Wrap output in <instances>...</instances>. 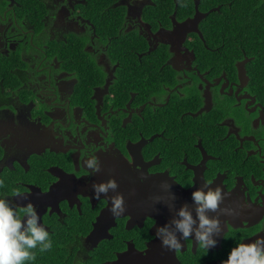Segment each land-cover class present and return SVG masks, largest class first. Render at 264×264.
Segmentation results:
<instances>
[{
  "label": "flooded vegetation",
  "instance_id": "obj_1",
  "mask_svg": "<svg viewBox=\"0 0 264 264\" xmlns=\"http://www.w3.org/2000/svg\"><path fill=\"white\" fill-rule=\"evenodd\" d=\"M40 1L28 11L0 0V179L10 198L22 185L52 233L75 224L77 256L119 241L103 264L131 246L146 255L148 245L169 255L163 264L196 255L221 264L237 240L264 235V0H191L178 12L172 0L165 26L154 0H115L93 15L87 0ZM117 9L115 31L100 14ZM183 22V39L159 38ZM115 40L126 47L115 51ZM89 152L101 162L95 176L83 167ZM109 178L126 212L106 217L91 249L85 238L109 209L91 186ZM209 180L230 193L221 208L238 214H220L216 248L204 253L188 239L171 256L155 226L192 207V190Z\"/></svg>",
  "mask_w": 264,
  "mask_h": 264
},
{
  "label": "clouds",
  "instance_id": "obj_2",
  "mask_svg": "<svg viewBox=\"0 0 264 264\" xmlns=\"http://www.w3.org/2000/svg\"><path fill=\"white\" fill-rule=\"evenodd\" d=\"M83 167L89 176L99 174V156L94 152L86 153ZM21 187L22 185H16L11 193L14 198H10L4 180L0 179V190H3L0 191V264H32L37 259V252L43 255L53 249V233L43 222L36 206L27 199V193L21 191ZM91 187L95 199L107 200L108 211L113 218L125 214V197L118 192L119 184L116 178L94 182ZM161 187L168 188L170 184L165 180ZM109 193L114 195L110 196ZM229 195L222 183L213 186L210 180L200 187H195L190 195L192 207L182 204L175 210L170 221L155 226V239L160 242V247L176 253L183 248L182 241L192 239L204 253L216 248L219 240L223 239L222 233L225 230L220 214H238L232 209L221 208ZM19 200L26 202L21 204ZM227 223L229 221H224L225 225ZM77 264L82 262L78 261ZM221 264H264V235H257L255 239L247 242L244 239L237 240Z\"/></svg>",
  "mask_w": 264,
  "mask_h": 264
},
{
  "label": "trees",
  "instance_id": "obj_3",
  "mask_svg": "<svg viewBox=\"0 0 264 264\" xmlns=\"http://www.w3.org/2000/svg\"><path fill=\"white\" fill-rule=\"evenodd\" d=\"M17 1L21 8H24V10L32 11L35 9L37 5H40V0H14ZM115 0H87V4L89 7L88 15H93L96 13L97 10H94V8L100 7V5H104L105 7L109 6V3L113 2ZM156 3L159 4L158 10L160 13V16L162 18V22L165 25H169V18L168 16L174 11L173 5L171 4L168 8L166 6L167 3H172V0H154ZM176 3H178L177 12L178 9L183 11L187 8V5L190 3L191 0H173ZM243 3L245 6H249L250 1H244L240 0V4ZM264 7V2L260 1L258 2V8ZM248 8V7H247ZM93 9V10H92ZM156 10V8H153ZM102 10V9H99ZM98 10V11H99ZM117 13H114L112 10H108L105 12H102L100 14V21L104 20L109 25L108 28H114V30H118L120 27V23L122 21V15L121 10L117 9ZM259 13L261 15L262 12ZM110 15V16H109ZM148 16V14H147ZM101 26H106L105 24L101 23ZM211 27L218 31H223V23L215 24L214 19L211 21ZM238 31V23L235 26V31L230 32H237ZM126 41H122L121 43H118L117 40H115L116 45L113 46L115 48L114 50L121 51V49H124L126 46L123 45V43ZM153 57L148 58V61L151 62ZM155 61V60H154ZM74 227H63V228H55L52 239H53V249L45 253L43 255L39 254L37 252V259L32 262V264H77L78 261H81L82 264H103L105 260H108L111 258L109 248H115L119 247V241L113 240V242L109 243L108 245H102L99 249H96L93 252L84 254V255H76L77 251V243H75V233H74ZM110 246V247H109ZM198 255L194 256L195 264H199ZM193 259H190L189 261L185 262V264H193Z\"/></svg>",
  "mask_w": 264,
  "mask_h": 264
},
{
  "label": "water",
  "instance_id": "obj_4",
  "mask_svg": "<svg viewBox=\"0 0 264 264\" xmlns=\"http://www.w3.org/2000/svg\"><path fill=\"white\" fill-rule=\"evenodd\" d=\"M197 2L196 1V6H197ZM199 17H198V13H196V17H195V21H198ZM189 24V22H183L181 24H177L176 27L173 28L172 31H161L159 38L162 39V41L164 43L167 44H173V35H178L181 37V39H183L185 37V35L190 31L187 27V25ZM113 217L111 215V213L109 212L108 215V211H104L102 213H100V216L97 218L96 223L93 224V229L90 231V233L88 234V236L85 238V242L86 243H91L92 246L90 247L91 249L96 247V243L103 238L102 232H104V229L101 228L100 224L104 223L106 220V217ZM111 222H114V218L110 219ZM158 246H150L148 245V250H146V255H142L141 253L135 251V249L133 248V246L128 247L126 251H124L122 254L117 256V260L116 261H112L111 263L109 262L108 264H163V260L168 259L169 255L164 253L163 255H161L160 253H158L155 251V249ZM171 256H173V253H171Z\"/></svg>",
  "mask_w": 264,
  "mask_h": 264
}]
</instances>
